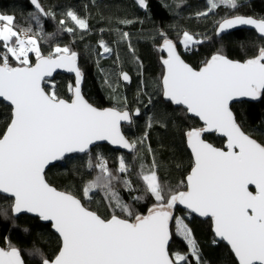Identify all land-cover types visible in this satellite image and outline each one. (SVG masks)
<instances>
[{"label": "snow or ice", "instance_id": "obj_1", "mask_svg": "<svg viewBox=\"0 0 264 264\" xmlns=\"http://www.w3.org/2000/svg\"><path fill=\"white\" fill-rule=\"evenodd\" d=\"M136 2L148 8V0ZM30 4L35 11L28 15L35 29L31 25L18 28L14 15L0 14V98L11 109L6 128L0 132V194L12 199L14 216L34 213L48 222L59 238L53 256L35 244L30 254L39 256V264H193V260L194 264H211L186 223L190 215L199 214L211 219L214 236L226 242L237 264H264V142L242 130L230 107L238 97H264V43L256 54L243 60L231 59L217 50L195 68L182 58L177 42L164 32L158 34L160 49L167 54L161 57L163 97L184 106L203 123L184 133L192 166L185 179L173 186L160 175L161 165L147 143V131L132 141L122 134L121 122H133L126 97L119 107L93 106L82 94L84 72L79 53L58 43L47 54L42 51L41 41L52 35L45 33L44 21L56 19L57 12L46 9L41 0H30ZM221 6L235 12L243 3L207 0L206 10L195 15L206 18ZM61 15L64 18L59 25L64 26L66 20L74 22L75 27H64L67 33L90 30L87 19L75 10L68 8ZM238 26H250L264 41V16L226 14L215 22V32L220 35ZM118 36L140 63L131 34L118 30ZM205 39L184 30L178 43L185 51H192ZM98 46L102 49L98 56L113 54L114 49L103 39ZM57 69L75 75L74 83L68 85L70 99L58 96L56 86L49 83ZM120 78L131 81L127 72H121ZM105 83L111 87L107 75ZM140 112V108L134 110L136 116ZM153 119L149 117L148 128ZM213 132L226 138V150L203 138ZM99 141L135 153L133 160H140L138 168L123 155L118 157L115 171L102 153L93 158L92 147ZM142 149L151 157L150 163H145ZM77 152L89 154L86 167L96 173L84 184L83 198L90 201L102 193L109 214H98L76 194L60 191L46 180L45 169L51 162ZM131 175L142 187L129 178ZM117 185H122L131 202L124 199ZM146 198L154 202L146 213L137 211L135 203ZM181 205L186 212L176 215ZM0 215L8 219L6 210L0 209ZM173 227L186 241L187 253L170 251ZM22 251L9 241L7 247H0V264H26Z\"/></svg>", "mask_w": 264, "mask_h": 264}, {"label": "trees", "instance_id": "obj_2", "mask_svg": "<svg viewBox=\"0 0 264 264\" xmlns=\"http://www.w3.org/2000/svg\"><path fill=\"white\" fill-rule=\"evenodd\" d=\"M41 3L46 9L51 8L57 12L56 19L46 18L44 21L45 33L52 35L41 42L42 51L47 54L58 43L61 46L67 44L79 53L78 62L84 72L83 94L93 105L100 108L119 107L126 97L130 113L140 108V115L133 116L131 124L122 125L123 133L132 141L142 138L147 131V143L155 150L161 165L160 175L173 186L179 184L192 166V157L186 148L184 133L191 127L202 125L197 119L188 116L185 109L162 98L163 54L160 50L162 40L158 34L164 32L177 42V50L182 58L195 68L201 66L217 50L231 59L243 60L256 54L263 41H260L253 30L248 29H238L217 36L215 22L226 14L264 16V0H242L243 6L235 12L221 6L215 10V14H209L206 18H197L195 14L206 10L207 0H148L147 9L139 7L136 0H41ZM68 8L75 10L81 18L87 19L89 31L77 29L75 35L64 31V27H75L71 20H66L64 26L58 24V21L64 18L61 14ZM30 12L34 10L28 0H0V14L14 15L18 28L31 25L35 29L34 22L29 19ZM122 19L134 22L120 24ZM118 30L131 34L135 56L139 58L140 63L133 58L127 43L119 40ZM184 30L195 33L201 39L207 38L192 51H185L178 43ZM101 39L114 49L112 55H97L102 51L98 46ZM114 41L117 42L113 43ZM121 72H127L131 81L124 83L120 78ZM105 75L111 87L105 83ZM74 81L72 76L57 74L49 83L56 86L58 96L70 99L68 85ZM149 99L152 103H149ZM231 108L242 129L258 142H264V97L251 102H236ZM10 111V107L0 101V132L6 128ZM149 117L154 118L151 128L147 127ZM203 138L216 146H222L224 142L214 134H204ZM97 152L104 155L113 171L116 170L118 157L121 155L137 168L140 163L139 159L133 160L135 153L117 151L105 144L94 146L90 154L95 158ZM141 155L146 156L145 163H150L151 157L147 156L143 149ZM88 158L89 154L68 155L50 166L45 172V177L54 187L76 194L87 207L103 216L109 214L110 209L102 199V193H96L90 201L83 198L84 184L96 174L86 167ZM129 178L142 187L135 175ZM117 188L124 199L131 202L122 185H117ZM137 194L139 193H132ZM153 202L151 198H146L136 202L134 206L137 211L146 213ZM11 203L12 199L0 195V209L6 210L8 214V219L0 215V245L7 247L10 241L23 249L22 256L26 264H39V256L30 254L34 244L46 255L53 256L58 249L59 238L51 231L50 225L43 224L39 218L29 215L13 216ZM182 213L185 211L178 207L176 215ZM186 223L192 228L194 238L206 260H210L211 264H237L229 248L214 237L210 218L201 220L190 215ZM169 247L171 252L184 254L189 251L186 242L175 233L174 227Z\"/></svg>", "mask_w": 264, "mask_h": 264}, {"label": "water", "instance_id": "obj_3", "mask_svg": "<svg viewBox=\"0 0 264 264\" xmlns=\"http://www.w3.org/2000/svg\"><path fill=\"white\" fill-rule=\"evenodd\" d=\"M29 1V4H30V0H28ZM31 5V4H30ZM31 7L33 8V6L31 5ZM33 10L35 11V9L33 8ZM238 29H248V30H253L254 32H255V30L254 29H252L250 26H238L237 28H234V29H231V30H226L224 33H222V34H220V35H217V36H221V35H224V34H227V33H229V32H232V31H235V30H238ZM256 33V32H255ZM256 35L258 36V34L256 33ZM263 43H264V41H263ZM161 50V49H160ZM161 52H162V54H163V57H165L167 54H166V52H164V51H162L161 50ZM161 65H162V63H161ZM162 67H163V65H162ZM163 71H164V69H163ZM57 74H63V75H68V76H72L73 78H74V80H75V75H74V73H70V72H68L67 70H65V69H57L56 70V72H54L53 73V77L52 78H49V81H51V80H53V78L55 77V75H57ZM122 80V79H121ZM161 80H162V78H161ZM123 81V80H122ZM124 83H127V81H123ZM161 87H162V83H161ZM81 90H82V84H81ZM82 94H83V90H82ZM84 95V94H83ZM85 97V96H84ZM162 98L164 99V100H166V101H169L167 98H165V97H163V95H162ZM85 99L87 100V98L85 97ZM255 99H252V98H249V97H238V98H236V99H234L232 102H231V104H230V107H231V105L233 104V103H236V102H241V101H248V102H251V101H254ZM0 101H2L3 102V100H2V98H0ZM88 101V100H87ZM89 102V101H88ZM170 102V101H169ZM3 103H5L6 105H8L9 106V104L8 103H6V102H3ZM89 103H91V102H89ZM172 103V102H171ZM92 104V103H91ZM172 104H174V103H172ZM93 105V104H92ZM176 105V104H175ZM93 106H95V105H93ZM178 106H180V107H182L183 109H185L184 108V106H182V105H178ZM10 107V106H9ZM95 107H97V106H95ZM98 108H100V107H98ZM105 108H108V107H105ZM187 113V112H186ZM187 115L188 116H191V117H193V118H195V119H197L198 121H199V123L203 126V123L198 119V118H196V117H194L192 114H190V113H187ZM133 116H136L135 114H134V112H133ZM122 125H129V123H127V122H121V132H122V134L125 136V134L123 133V131H122ZM243 130V129H242ZM244 131V130H243ZM206 134H214L215 136H217V137H219V138H222L223 140H224V142H223V145L222 146H216V145H214L212 142H209L208 140V142L209 143H212L213 144V146H215V147H218V148H224L225 150H226V143H227V141H226V138L222 135V134H220V133H215V132H213V133H206ZM246 134H248V133H246ZM249 135V134H248ZM126 137V136H125ZM127 138V137H126ZM253 138V137H252ZM128 139V138H127ZM206 140V139H205ZM185 143H186V148H187V150H188V152L190 153V155H191V157H192V153H191V150H190V148L188 147V145H187V142H186V140H185ZM102 144H105V145H108L109 147H111L112 149H114V150H117V151H121V152H124V153H131L129 150H127V149H123L122 147H120V146H118V145H112L110 142H108V141H99V142H96V145H102ZM95 145V146H96ZM94 147V146H93ZM92 147V148H93ZM71 154H78V155H83V154H86V153H68V154H66L63 158H61L60 160H58V161H53V162H51L50 163V165H48L47 167H46V169H45V172H46V170L50 167V166H52V165H54V164H56V163H58V162H60L61 160H63L66 156H68V155H71ZM52 185V184H51ZM53 186V185H52ZM250 187H253L254 188V186H250ZM59 190V189H58ZM60 191H62V190H60ZM1 196H4L3 194H0ZM5 197V196H4ZM180 209H182L183 211H185L186 212V210L184 209V206H178ZM19 215H29V216H33V217H37L36 216V214H34V213H21V214H17V215H15V217H17V216H19ZM14 216V215H13ZM191 216H194V217H196V218H199V219H201V220H206V219H209V218H207V217H200L199 216V214H192ZM38 218V217H37ZM40 220V219H39ZM40 222L41 223H43V224H49L48 222H42L41 220H40ZM50 225V224H49ZM50 229H51V227H50ZM51 231L58 237V234H56L55 233V231L54 230H52L51 229ZM212 233H213V231H212ZM214 235V234H213ZM215 237V236H214ZM216 238V237H215ZM218 241H219V238H216ZM226 246H227V244H226V242H223ZM0 247H3V246H1L0 245ZM228 247V246H227ZM229 248V247H228ZM233 255V254H232ZM237 263V262H236Z\"/></svg>", "mask_w": 264, "mask_h": 264}, {"label": "rangeland", "instance_id": "obj_4", "mask_svg": "<svg viewBox=\"0 0 264 264\" xmlns=\"http://www.w3.org/2000/svg\"><path fill=\"white\" fill-rule=\"evenodd\" d=\"M197 38H200L197 36ZM201 39V38H200ZM51 51V50H50ZM185 213L179 214V215H184ZM190 217V216H189ZM179 236V235H178ZM181 237V236H180ZM183 239V237H181ZM184 240V239H183ZM185 241V240H184ZM186 242V241H185ZM187 244V243H186Z\"/></svg>", "mask_w": 264, "mask_h": 264}, {"label": "built area", "instance_id": "obj_5", "mask_svg": "<svg viewBox=\"0 0 264 264\" xmlns=\"http://www.w3.org/2000/svg\"><path fill=\"white\" fill-rule=\"evenodd\" d=\"M42 42V41H41Z\"/></svg>", "mask_w": 264, "mask_h": 264}]
</instances>
